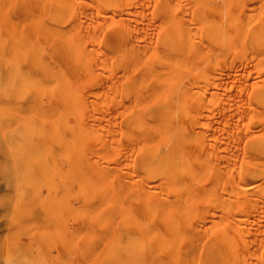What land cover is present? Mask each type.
Here are the masks:
<instances>
[{
	"label": "bare ground",
	"instance_id": "bare-ground-1",
	"mask_svg": "<svg viewBox=\"0 0 264 264\" xmlns=\"http://www.w3.org/2000/svg\"><path fill=\"white\" fill-rule=\"evenodd\" d=\"M93 1L123 69V264H264V0Z\"/></svg>",
	"mask_w": 264,
	"mask_h": 264
},
{
	"label": "rangeland",
	"instance_id": "rangeland-1",
	"mask_svg": "<svg viewBox=\"0 0 264 264\" xmlns=\"http://www.w3.org/2000/svg\"><path fill=\"white\" fill-rule=\"evenodd\" d=\"M64 1L0 0V264H123V69L96 1Z\"/></svg>",
	"mask_w": 264,
	"mask_h": 264
}]
</instances>
